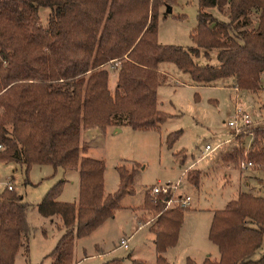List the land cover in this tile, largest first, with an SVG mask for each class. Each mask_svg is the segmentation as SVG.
I'll list each match as a JSON object with an SVG mask.
<instances>
[{"label":"trees","instance_id":"trees-1","mask_svg":"<svg viewBox=\"0 0 264 264\" xmlns=\"http://www.w3.org/2000/svg\"><path fill=\"white\" fill-rule=\"evenodd\" d=\"M165 1L0 0V161L13 162L25 172L32 164H48L53 172L73 169L78 174L76 200L56 199L59 180L36 204L40 216L58 217L63 229L51 264L71 263L74 240L113 216L119 200L132 192L137 172L135 166L117 165L116 189L104 193L103 162L82 154L86 146L79 142L80 131L157 129L170 117L155 107L156 89L164 82L158 70L162 63H171L199 85L233 78L238 89L264 90V0H197L196 24L189 35L193 46L187 48L156 41V21ZM40 9L47 12L45 26ZM211 52L214 63L196 64L200 54L208 59ZM110 61L117 62L113 70ZM109 71L115 75L112 91ZM248 131L252 140L246 158L264 167V125L256 123ZM180 133H168L166 146ZM234 150L241 154V149ZM191 181L196 186L198 176ZM143 204L156 214L149 227L154 264H168L162 253L176 243L183 209L162 210V198L150 204L146 192ZM26 210L19 194L2 190L0 264H13L20 237L28 230ZM263 230L264 196L237 193L213 211L207 238L218 258L206 257L201 264H264V252L251 258ZM184 264L197 263L186 258Z\"/></svg>","mask_w":264,"mask_h":264},{"label":"rangeland","instance_id":"rangeland-1","mask_svg":"<svg viewBox=\"0 0 264 264\" xmlns=\"http://www.w3.org/2000/svg\"><path fill=\"white\" fill-rule=\"evenodd\" d=\"M165 4L170 11L163 16L162 13L167 10ZM196 11L197 0L165 1L159 8L156 21V41L166 45L192 47L193 42L189 35L196 24ZM209 11L214 15L217 14L213 8ZM46 13V10L40 9L42 26H45ZM195 62L198 65L212 64L214 54L211 52L208 59L200 54ZM161 67L171 77L162 73L164 82L157 89V99L160 111L167 113L170 117L157 129L133 130L124 126L115 134L105 131L90 149V153L96 156L92 158L103 162L102 175L105 191L113 192L116 189L118 176L115 167L117 165L136 167L132 192L125 194L118 202L119 206L127 204L132 207V210H137L136 220L130 211L116 210L111 218L106 219L88 235L74 240L70 264H102L112 259H118L119 264H132V260L141 264H154L153 235L147 231V227L152 225L156 214L143 204V196L146 192L150 204H153V201H150L152 197L149 194V187L156 183L174 184L179 179L175 194L188 195L191 206L202 209H220L223 207V201L235 197L238 190L245 191L250 188L264 196V185L258 183L260 180L264 181V167L253 165L249 168L254 172L246 186L243 175L240 177L239 173L243 170L237 166V159L243 155L242 152L237 155L232 144L224 145L221 150L211 154L207 163L209 168L201 176L197 191H187V194L182 189L184 184L193 185L191 178L200 177V170L195 166H189L188 162L194 160L203 145L207 143L212 146L228 137L223 122L231 115L235 91L231 78H222L210 84L199 85L192 82L186 74L178 71L171 63H162ZM108 79L113 81L115 79L111 71H109ZM107 86L112 91V86ZM236 90L238 101L250 112L253 122L264 125V90L256 93L237 88ZM177 130L181 131L180 135L170 147H167L166 135ZM79 142L85 146L92 143L85 138H79ZM262 148L264 153V141ZM182 157L187 164H180ZM183 167L186 171L183 172L184 176H180L179 173ZM76 172L73 169L66 171L57 169L53 172L48 164H32L25 172L22 167L13 162L0 161V193L6 178L11 176L12 184L16 189L14 192L22 196L27 204L26 239L18 246L13 264H51L55 261V255L51 251L63 229L59 219L42 218L37 213L35 204L51 185L59 180H62V187L56 199L60 201V198L66 197L67 202H71L76 191L75 183H71V176ZM142 189V203L139 206L141 201L139 194ZM185 208L163 206L162 210H184ZM136 221L138 225L142 224L146 227L142 226L143 229L134 231ZM130 234L133 236L128 243V249L117 246L121 237H127ZM206 244L207 248L204 247L202 251L209 254L208 258L213 260L217 257V248L210 241ZM175 252L171 249L167 254L175 256L177 254ZM263 252L264 230L261 233L260 244L251 258L257 259ZM175 264H182L180 257L176 258Z\"/></svg>","mask_w":264,"mask_h":264},{"label":"crops","instance_id":"crops-1","mask_svg":"<svg viewBox=\"0 0 264 264\" xmlns=\"http://www.w3.org/2000/svg\"><path fill=\"white\" fill-rule=\"evenodd\" d=\"M166 14L167 13H165L163 16H165ZM158 43H160V42H158ZM158 70H159V72L164 73V74H166V75H168V76L171 77V75L165 69H163L161 67V65L159 66ZM231 84H233V89L235 91L234 92V95H235L237 93V90H236V86L234 85L233 78H231ZM107 85H110V86L113 87V80L112 79H108ZM158 87H157V89H158ZM157 89H156V108L158 110H160L159 109V102H158V99H157ZM239 104H240V102H239ZM232 105H233V102H232ZM242 106L244 107V105H242ZM123 127L124 126H120V127L107 126V127H105L104 131L100 130L98 127H88V128L82 129L81 132H80V134H79V138L80 139L81 138L82 139L85 138L87 140L92 141V143L90 145H86V153H82V154L85 155V156H89V157H96V156H94L93 154L90 153V149L92 148V145L95 143V141L97 139H99V137H101V135L104 134L105 131L106 132H109L111 134H115V133L119 132V130L122 129ZM212 153H214V152H212ZM212 153L208 154L203 159L195 162L193 165H191L192 162H193V160H191L190 162H188L189 166H193V167L195 166L196 169H199L200 170V174H199L200 177H198V184L196 186L189 185V184L188 185L187 184H184V186L182 187V189L184 191H186V193H187V191H191V190L197 191V187L199 185V181L201 179V176L204 175L206 173V171L208 170V168H209V167H207V165H208L207 163L210 160ZM179 162L182 165L183 164H187V163H185L184 157H182L181 161H179ZM185 167H183L182 168V171L179 173L180 176H184V173L183 172L186 171L184 169ZM58 170H60V169H58ZM61 171H63V170H61ZM253 172H254V170H251L250 171L249 168H247V169L239 172L240 175H241L240 177H242V175H243L244 184L246 186L248 185V181H249L248 179L252 178ZM11 178H12L11 176H9L8 178H6L5 183H4V188H5L6 183L9 182L11 184V186H12V190H16L15 189V186L12 184ZM178 180L179 179H177V181ZM73 182L75 183V190L76 191H75V196L71 199V201H74L77 198V192H78V174H77V172H76V174H74V175L72 174V176H71V183H73ZM116 182H118V179H117ZM178 183H179V181H178ZM258 183L260 185H264V181H262V180H260ZM102 185H103V191H104V193H111L112 192V191H105L104 190L103 175H102ZM108 190H109V188H108ZM239 192H249V193H251L253 195L261 196L258 193H255V191L253 189H250L249 188V189H247L245 191H240V190L236 191L235 197H236L237 193H239ZM139 195H140V200H141L140 203H139V206H140L141 203H142L143 189H142V191L140 192ZM235 197H233L231 199H234ZM21 198H22V196H21ZM231 199L229 198V199L224 200L223 203H222L223 204V207ZM60 201L67 202L68 200H67L66 197H62V198H60ZM191 205L192 204H191V199H190L187 208H185L183 210L182 222H181V225H180V227L178 229L177 240H176L175 245L172 246V247L166 248L165 251L162 253V256L164 257V259L166 260V262L168 264H175L176 258H179V257L182 260V264L185 263V259L186 258L191 259L192 261H194L197 264H201L202 261L204 260V258H206L208 256L210 257V255L207 254V253H205V251H202V249L204 247L207 248V244L206 243H207V241H209L208 238H207V233H208V228H209L210 220H211L213 211L218 210V209H215V208L214 209H209V208L202 209V208L195 207V206H191ZM35 207H36V204H35ZM223 207H221L220 209H222ZM119 209H126V210L130 211L131 214L134 216V218L136 220L137 210H132V207L131 206H129L127 204L120 205V206L118 205V208L116 210H119ZM115 211H114V213H115ZM42 218H49L51 220L53 218L54 219H59L56 216H52V217H42ZM142 226H144V225H142V224H139L138 225V222L136 221V225H135V230L134 231L143 229ZM144 227H146V226H144ZM147 231L149 233H152V232L149 231V227H147ZM132 236L133 235H131V234L129 236H127V237H129L128 243H129L130 239L132 238ZM25 239H26V236H21L20 237L21 244L23 243V241H25ZM127 249H128V245H127ZM171 249L172 250L174 249V251H176L175 253H177V254L175 256H172L170 254L169 255L167 254L169 251H171ZM14 256H15V254H14ZM217 257H218V253H217ZM217 257L213 258V260H217ZM75 264H77V263H75Z\"/></svg>","mask_w":264,"mask_h":264},{"label":"built area","instance_id":"built-area-1","mask_svg":"<svg viewBox=\"0 0 264 264\" xmlns=\"http://www.w3.org/2000/svg\"><path fill=\"white\" fill-rule=\"evenodd\" d=\"M116 61H110L108 63V68L113 69L116 65ZM233 107L232 112L229 117H227L223 124L227 130L228 137L222 141L216 142L214 145L210 146L205 143L202 149L199 151V154L194 157V160L191 165L195 162L203 159L208 154L216 152L222 149L224 145H231L232 148L241 149L242 155L241 158L237 159V166L240 170H245L252 167L254 164L246 158V152L251 147L252 135L248 131L249 128L255 125V122L252 120V115L250 112L245 109L238 102V97L235 94L233 97ZM178 181L174 184L163 183V184H154L149 187V194L152 197V201H155L157 197L162 198V203L165 208L169 207H179L185 208L188 206L190 198L188 195L175 194L177 189ZM5 188L7 190H12V186L9 182L6 183ZM129 237H121L118 240V246L123 249L127 248Z\"/></svg>","mask_w":264,"mask_h":264},{"label":"water","instance_id":"water-1","mask_svg":"<svg viewBox=\"0 0 264 264\" xmlns=\"http://www.w3.org/2000/svg\"><path fill=\"white\" fill-rule=\"evenodd\" d=\"M165 8L167 9L166 11H164L165 13H168L170 11L168 6H165Z\"/></svg>","mask_w":264,"mask_h":264}]
</instances>
